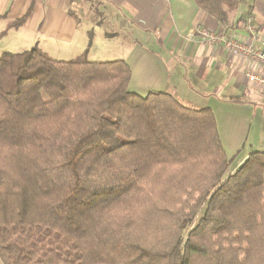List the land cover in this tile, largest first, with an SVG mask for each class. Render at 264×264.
<instances>
[{
	"label": "trees",
	"instance_id": "obj_1",
	"mask_svg": "<svg viewBox=\"0 0 264 264\" xmlns=\"http://www.w3.org/2000/svg\"><path fill=\"white\" fill-rule=\"evenodd\" d=\"M194 2L222 26L246 4ZM130 76L84 52L0 54V259L264 264V151L228 172L209 107L139 95Z\"/></svg>",
	"mask_w": 264,
	"mask_h": 264
},
{
	"label": "crops",
	"instance_id": "obj_2",
	"mask_svg": "<svg viewBox=\"0 0 264 264\" xmlns=\"http://www.w3.org/2000/svg\"><path fill=\"white\" fill-rule=\"evenodd\" d=\"M86 1L0 0V34L9 21L21 19L4 34H33L29 43L64 59L89 45L94 57L89 61L122 59L130 66L131 91L169 92L185 105L209 107L226 155L243 149L236 168L250 152L264 151V91L247 78L248 67L241 57L203 40L197 31L224 29L242 39L264 40V0H245L230 14L227 26L194 0H104L102 9L85 5ZM85 17L94 20L79 21ZM106 22L114 29L108 30Z\"/></svg>",
	"mask_w": 264,
	"mask_h": 264
},
{
	"label": "built area",
	"instance_id": "obj_3",
	"mask_svg": "<svg viewBox=\"0 0 264 264\" xmlns=\"http://www.w3.org/2000/svg\"><path fill=\"white\" fill-rule=\"evenodd\" d=\"M197 31L203 40L220 45L232 56L241 57L248 67L245 69L247 78L264 91V40L255 36L242 39L227 34L224 29L199 27Z\"/></svg>",
	"mask_w": 264,
	"mask_h": 264
},
{
	"label": "rangeland",
	"instance_id": "obj_4",
	"mask_svg": "<svg viewBox=\"0 0 264 264\" xmlns=\"http://www.w3.org/2000/svg\"><path fill=\"white\" fill-rule=\"evenodd\" d=\"M105 3H104V0H101V1L100 0H87L86 3H85V5H91V4H93L94 6L98 7L99 9H102L103 8V5ZM90 19H93L94 20V18H92V17H85V19H80L79 21L80 22L84 21L85 24H86V22H91ZM110 23L111 22H106V26H107L106 28L108 30L114 29L113 28L114 27L113 25L112 26H109ZM100 31H101V28H100ZM93 32H95V30H93V29H91L90 31H88V36L89 37L91 36L90 37L91 39L93 37L92 35L94 34ZM12 33L13 32L11 31L7 35L4 34V37L3 36L0 37V54L2 52H11V53L22 52L24 50H28L31 47L35 46L34 43H29L30 41H34L33 34H27L26 35L23 32L22 33L20 32V33H17V34H15V33L12 34ZM120 35H121V37H123V34L120 33ZM96 37H97V34L95 35V39H96ZM98 37H100V36L98 35ZM101 37H103V33L102 32H101ZM120 38H119V40H121ZM91 39H90V42H91ZM87 46L88 47H86L87 49L84 51V53L86 55L87 60H90L91 58H94V57H92L93 51H91L89 49V45H87ZM96 52L98 54H101L102 53V51H99V50L96 51ZM52 54H54V55H52L51 57L54 58V59L67 60V59H64L65 57L62 56V55H60V53H52ZM199 88L200 87H198V90H199ZM203 90H207V89L204 88ZM198 106H202V105H198ZM228 150H231L232 151L233 150V147L231 149H228ZM242 152H243V149L240 148L239 150H235L232 153H227L228 154L227 156L230 159V165L228 167V172H233L235 170L236 163L238 162V160H239ZM0 264H4V262L1 259H0Z\"/></svg>",
	"mask_w": 264,
	"mask_h": 264
}]
</instances>
